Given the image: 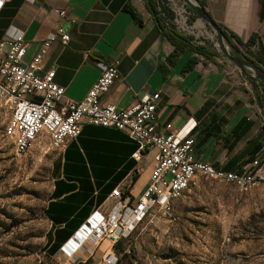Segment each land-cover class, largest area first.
Returning <instances> with one entry per match:
<instances>
[{
    "label": "crops",
    "instance_id": "0c3cea01",
    "mask_svg": "<svg viewBox=\"0 0 264 264\" xmlns=\"http://www.w3.org/2000/svg\"><path fill=\"white\" fill-rule=\"evenodd\" d=\"M204 2L220 29L244 43L253 38L264 56L260 0ZM63 10L66 18L59 15ZM60 33L69 40L66 45L52 43L42 72L55 69L54 82L67 98L82 100L100 75L98 63L118 61L119 77L103 97L105 103L127 109L159 92L160 133L192 137L194 156L215 167L241 172L258 161L256 173H264V112L258 99L263 94L259 84L264 83L255 80L253 71L221 55L210 60L176 48L143 0H0V41L22 36L28 45L25 63L48 37L58 39ZM135 150L124 133L86 123L77 139L53 150L44 211L46 249L52 244L62 248L93 213L106 215L115 202L112 191L128 192L134 201L142 196L154 151L144 152L136 162ZM254 152V161L247 164ZM94 226L91 220L79 231L88 233ZM110 250L103 239L81 262L96 264ZM78 257L76 252L64 256L72 262Z\"/></svg>",
    "mask_w": 264,
    "mask_h": 264
},
{
    "label": "rangeland",
    "instance_id": "374dc122",
    "mask_svg": "<svg viewBox=\"0 0 264 264\" xmlns=\"http://www.w3.org/2000/svg\"><path fill=\"white\" fill-rule=\"evenodd\" d=\"M162 3L173 13L170 19L161 12L165 27L173 26L194 45H207L227 58L216 33L185 0ZM184 18L192 27L187 33L182 30ZM222 41L227 53L251 64L246 48L235 51ZM10 115L7 107L0 111V264L82 263L100 242L83 240L75 262L64 258L70 254L63 248L50 257L44 254L48 229L44 211L54 151L43 134L26 154L17 157L4 136ZM255 175L258 184L247 192L223 181L198 178L172 203L170 213L156 207L146 216L115 252L116 264H264V173Z\"/></svg>",
    "mask_w": 264,
    "mask_h": 264
},
{
    "label": "built area",
    "instance_id": "2783aa9c",
    "mask_svg": "<svg viewBox=\"0 0 264 264\" xmlns=\"http://www.w3.org/2000/svg\"><path fill=\"white\" fill-rule=\"evenodd\" d=\"M59 15L66 18L67 12L60 11ZM182 26L186 33L192 28L185 18ZM56 40L66 45L69 37L64 33L58 39L48 37L28 63L24 61L28 45L22 36L0 41V111L5 107L11 111L4 136L12 142L15 155L26 154L43 134L47 135L52 150L63 149L67 142L78 138L85 123L124 133L136 145L132 154L136 162L144 152L154 151L151 175L142 196L134 201L128 192L116 189L111 193L115 202L109 212L106 215L95 212L83 224L95 221L87 242L98 244L106 239L111 246L98 264H116L113 247L129 239L154 208L170 213L172 203L198 178L223 181L241 192L258 184L253 173L258 162L241 172L215 167L194 156L192 137L160 133L156 110L159 92L127 109L105 103L103 97L119 77L118 61L98 63L100 75L82 100L67 98L64 88L54 82L55 69L42 72V61Z\"/></svg>",
    "mask_w": 264,
    "mask_h": 264
},
{
    "label": "trees",
    "instance_id": "16d2710c",
    "mask_svg": "<svg viewBox=\"0 0 264 264\" xmlns=\"http://www.w3.org/2000/svg\"><path fill=\"white\" fill-rule=\"evenodd\" d=\"M143 1L145 4V7L147 8L148 12L150 13L157 27L162 32H164L165 36L167 37V39L173 46H175L176 48L188 49L189 51L196 53L197 55H200L210 60H212L214 57L219 56V53L216 50H212L211 47H208L207 45H194L189 38L177 32L173 26L165 27L163 25L162 19H161L162 17L161 12L164 16L166 15L170 19L173 18V13L170 11L167 5L162 3L164 2V0H143ZM194 1L202 8L205 7L204 0H194ZM260 4H261L260 19H264V0H260ZM159 6L161 8V11L158 10ZM130 13L132 14L134 19H136L139 23H141V20L139 16L135 13V11L130 9ZM221 34L227 46H229L233 50L238 51L239 49L238 47L246 48L248 50L247 52L250 55L249 56V58L251 59L250 63L264 72V56L262 53V49L260 45L255 43L253 38H250L247 42L244 43L240 39L235 37L234 35L228 34L222 29H221ZM232 39L235 41L236 45L232 43L231 41ZM253 46L255 49L253 48ZM259 86L263 94L261 96V99L260 97H258V99H259L260 105L263 108V112H264V84L260 83ZM254 154L255 152L252 153V155L249 157V159L246 162L247 164L252 163L254 161V157H253ZM226 170H229V169H226ZM121 243H123V241L119 242L117 245L113 247L114 252L120 251ZM60 248H61V245H54V244L49 246V248L47 249L45 246L44 254L48 257L53 256L60 250ZM122 253H124V250L122 251ZM78 264H89V262L85 261L84 263H78Z\"/></svg>",
    "mask_w": 264,
    "mask_h": 264
},
{
    "label": "water",
    "instance_id": "95a60500",
    "mask_svg": "<svg viewBox=\"0 0 264 264\" xmlns=\"http://www.w3.org/2000/svg\"><path fill=\"white\" fill-rule=\"evenodd\" d=\"M186 3L188 5H190L196 12V14L198 16H200L202 19H204V21L213 29V31L216 33L217 35V40L218 42H222V51L223 53L226 54V57L228 58V60L230 62H232L234 65L238 66V67H241V68H246L248 70H251L255 73V78L258 79L260 82H263L264 83V72L260 69H258L257 67L253 66L252 64H249L247 62H244V61H241L239 59H236L235 57H233L230 53H227L225 50H224V45H223V37H222V34H221V29L220 27L211 19V17L209 16V14L205 11L204 8H202L201 6V9L200 8H195L193 6V4L189 1V0H185ZM225 41V40H224ZM227 48V47H226ZM66 245V244H65Z\"/></svg>",
    "mask_w": 264,
    "mask_h": 264
},
{
    "label": "bare ground",
    "instance_id": "6f19581e",
    "mask_svg": "<svg viewBox=\"0 0 264 264\" xmlns=\"http://www.w3.org/2000/svg\"><path fill=\"white\" fill-rule=\"evenodd\" d=\"M199 22H202L201 20H198ZM93 220V219H92ZM91 221V220H90ZM88 223V222H87ZM86 223V224H87ZM85 224V225H86ZM84 226V225H83ZM82 229V228H81ZM80 229V230H81ZM94 227L91 229V231H89L88 233H84V232H81V231H78V233L76 235L73 236V238H71L69 240L68 243H66V245H64L62 248V251L66 254H70L71 253H74L78 250V248L81 246V242L85 239H87L92 231H93Z\"/></svg>",
    "mask_w": 264,
    "mask_h": 264
}]
</instances>
